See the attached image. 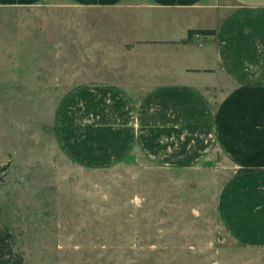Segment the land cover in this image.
I'll list each match as a JSON object with an SVG mask.
<instances>
[{
  "label": "crops",
  "instance_id": "1",
  "mask_svg": "<svg viewBox=\"0 0 264 264\" xmlns=\"http://www.w3.org/2000/svg\"><path fill=\"white\" fill-rule=\"evenodd\" d=\"M37 5L76 9L61 12L59 44L38 39L54 35L47 27L19 28L16 42L18 53H64L57 146L84 163L139 151L158 165L216 170L223 226L264 246V0H0Z\"/></svg>",
  "mask_w": 264,
  "mask_h": 264
},
{
  "label": "rangeland",
  "instance_id": "2",
  "mask_svg": "<svg viewBox=\"0 0 264 264\" xmlns=\"http://www.w3.org/2000/svg\"><path fill=\"white\" fill-rule=\"evenodd\" d=\"M73 10L0 9V225L24 264H264V246L241 243L223 226L216 170L158 165L139 151L84 163L57 146L64 53H18L16 42L19 28L26 35L47 27L55 36L38 39L59 44V26L68 23L61 12Z\"/></svg>",
  "mask_w": 264,
  "mask_h": 264
},
{
  "label": "trees",
  "instance_id": "3",
  "mask_svg": "<svg viewBox=\"0 0 264 264\" xmlns=\"http://www.w3.org/2000/svg\"><path fill=\"white\" fill-rule=\"evenodd\" d=\"M205 32H213L212 29L205 30ZM193 30H189V34H191ZM5 166L0 167V173L3 172ZM251 169L249 168H240L239 172H247ZM1 176H0V184H1ZM1 186V185H0ZM0 264H24V258L21 253L14 249L12 243V234L10 230L0 225Z\"/></svg>",
  "mask_w": 264,
  "mask_h": 264
}]
</instances>
